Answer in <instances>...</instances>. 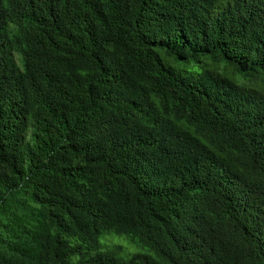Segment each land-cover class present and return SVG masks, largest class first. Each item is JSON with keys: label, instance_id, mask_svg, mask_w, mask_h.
Returning <instances> with one entry per match:
<instances>
[{"label": "trees", "instance_id": "1", "mask_svg": "<svg viewBox=\"0 0 264 264\" xmlns=\"http://www.w3.org/2000/svg\"><path fill=\"white\" fill-rule=\"evenodd\" d=\"M0 264H264V0H0Z\"/></svg>", "mask_w": 264, "mask_h": 264}, {"label": "rangeland", "instance_id": "2", "mask_svg": "<svg viewBox=\"0 0 264 264\" xmlns=\"http://www.w3.org/2000/svg\"><path fill=\"white\" fill-rule=\"evenodd\" d=\"M104 243L107 247H117V245H121L122 247L127 246L126 243L121 238L108 237L104 240ZM128 249L137 251L135 247L127 246ZM120 256H124V254H120Z\"/></svg>", "mask_w": 264, "mask_h": 264}, {"label": "clouds", "instance_id": "3", "mask_svg": "<svg viewBox=\"0 0 264 264\" xmlns=\"http://www.w3.org/2000/svg\"><path fill=\"white\" fill-rule=\"evenodd\" d=\"M119 238V237H118ZM121 239H123V238H121Z\"/></svg>", "mask_w": 264, "mask_h": 264}]
</instances>
